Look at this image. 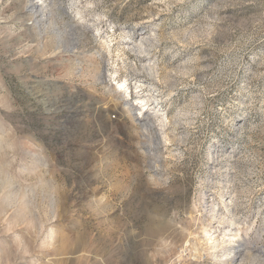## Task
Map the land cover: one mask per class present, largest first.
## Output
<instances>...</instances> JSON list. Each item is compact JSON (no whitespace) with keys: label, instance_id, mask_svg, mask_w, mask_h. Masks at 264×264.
Returning <instances> with one entry per match:
<instances>
[{"label":"rangeland","instance_id":"rangeland-1","mask_svg":"<svg viewBox=\"0 0 264 264\" xmlns=\"http://www.w3.org/2000/svg\"><path fill=\"white\" fill-rule=\"evenodd\" d=\"M0 264H264V0H0Z\"/></svg>","mask_w":264,"mask_h":264},{"label":"bare ground","instance_id":"bare-ground-1","mask_svg":"<svg viewBox=\"0 0 264 264\" xmlns=\"http://www.w3.org/2000/svg\"><path fill=\"white\" fill-rule=\"evenodd\" d=\"M212 239H213V238H212ZM212 239H211V237L208 238V240H210V241H212ZM214 247H216V246H214ZM211 248H212V247H211ZM215 249H216V248H215ZM229 250H230V249H229Z\"/></svg>","mask_w":264,"mask_h":264}]
</instances>
